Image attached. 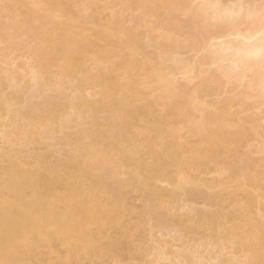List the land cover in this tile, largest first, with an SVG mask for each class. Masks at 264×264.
I'll return each instance as SVG.
<instances>
[{"label": "bare ground", "instance_id": "bare-ground-1", "mask_svg": "<svg viewBox=\"0 0 264 264\" xmlns=\"http://www.w3.org/2000/svg\"><path fill=\"white\" fill-rule=\"evenodd\" d=\"M74 1L67 0L65 4H60L61 1L58 2V0H0V3L4 4H0L3 7H9L10 10L11 8L18 9V11L21 9L19 13L24 12L22 24H25L23 26L25 30L22 28L20 32L25 34V39L31 40L37 35L40 41L36 48H34L36 45L32 44L34 49L26 52L28 56V53L32 55L35 65L29 72H26L28 71L26 68V71L19 74L18 69L26 67L23 64H20L19 68L14 67L17 73L12 69L4 68L5 64H9L11 60L7 53L13 49L15 51L17 46L8 39L9 37L0 34V44H3V48L0 49V139L5 145V142L12 145L10 149L0 154L1 164H3L2 160L7 164L4 171L0 169V260L7 258L19 261L21 264H84L83 262L93 255L99 258H108L123 252L129 255L133 250L128 245L130 243L125 242L134 236L132 234L130 237V233L141 235L145 232L152 238L154 229L160 227L161 234L166 240L165 237L169 236L170 230L163 227L161 223L168 218L180 226L179 236L176 237L177 239L174 238L175 236L172 238L177 241L180 237L178 241L182 244L188 235L201 232L200 227L203 224L202 231H209L206 240L214 236L218 239L214 245L211 244L216 251L231 249V252H228L232 254V257L230 256L229 259L227 256L225 262L219 261L220 264H238V262L244 264L235 255L234 250L238 248L243 251L245 261L261 264L264 261V183H261L260 179L264 175V170H260V167L256 168L258 165L255 164L257 165L255 167L252 159L245 162L248 167L253 166L252 173L249 172L250 169L246 171V167H244L246 170L242 167L243 170L232 171L233 167L229 164L217 169L218 172L227 171L228 182L225 181L230 183L233 192L242 191V197H237L236 192V196L230 195V198H227L233 206H231L234 211L232 215L236 213V218L231 214L228 218L225 212L223 213L225 216L219 212L214 213V210L209 212L208 209L211 206H218L223 201L221 198H224L219 195L218 191L217 193L210 191L221 188L225 182L218 178L205 179V176H202L204 175L202 172L213 162L220 150H224L228 156L236 152L240 144L248 141L249 138L252 139V133L248 134L249 132L254 133L253 139L260 135L259 129V131L254 127L253 129L250 127L252 125L245 127L247 121L244 122L242 117L233 119L230 113V108L236 98L239 103L253 98L246 92L250 86H258L261 89L260 62L257 57L250 55L260 47L261 38L256 35L259 31L258 23L248 24L247 30L244 27L245 31L241 28L246 34L241 36V41L246 42L252 36H256L252 43L243 45L240 41H234V43L229 40L228 42L234 49L245 53V56L237 59L241 61V71L249 72L251 80L246 81L245 86L244 83L243 86L239 85L242 90L238 95L230 97L221 105H215L207 103L208 101L205 103L201 101L200 95L203 91L198 87L193 88L192 91L190 88V91L187 89L188 91L181 90L180 92L176 77L179 75L183 78L186 73L194 74V78L206 74L214 81L223 83L227 80L225 73L220 68L215 69L216 71L211 69L214 72L210 71V68L207 70L206 67L203 68L204 64L195 63L194 60V64L179 60L181 52L178 53V51L181 48L174 52L171 46L170 48L167 46L172 43L173 37L175 38L174 34L177 36L180 28L183 27L177 23V17L173 15L174 11L177 12L176 10L179 11V8H183L182 6H187L191 0H155V9L145 8V5H149L152 0H136V3L144 6L140 13L143 17H140L139 21L142 20L143 26L146 27V32H143L147 34L145 39L151 38V32L157 28L152 26L154 24L150 20L148 21L151 24L148 22V25L145 16L152 17L153 15L154 17L155 15L156 17L159 12L163 11V16L167 19H163L164 23L168 24V28L164 25L167 35H164V32L163 35H157L158 38L156 35L152 36L157 39L154 38L155 41L152 39L151 48L154 46V50L149 55L143 53L142 45H138V42H142L140 40L144 34L137 35V31L124 27L115 18H111L114 20L109 21L110 23H103L101 18L97 17L95 25L93 15L89 14L92 9L73 11L69 3H74ZM119 1L123 2V0ZM126 1L124 0L123 4ZM234 1L238 4L237 0ZM247 1L245 0V3L250 0ZM41 2L47 6V10H41ZM83 2L88 5L89 0ZM204 2L207 4L203 3V5L223 3L222 0ZM254 4L256 2H253ZM197 7H190L188 9L189 19L184 20L188 24L185 27L188 26L191 31L195 30L201 22L203 12L206 11V9ZM8 11L0 8V19L7 17L8 14L4 16L6 15L4 13ZM18 11L14 10L15 13ZM10 15L6 20L9 29L20 34L17 27L15 28L14 15L12 17ZM58 16L64 17V20H57ZM172 16L177 22L175 19L174 22ZM4 26L6 27L0 23V33L4 29L7 30ZM241 30L230 29L224 35L235 33L240 36ZM15 37L18 39V36ZM32 41L35 40L32 39ZM200 45L203 51V42L196 47L199 49ZM18 50L20 51L19 48ZM20 53L22 55L21 51ZM205 56L208 60L211 58L214 61L213 52L208 51ZM87 62L92 64L93 71L85 67ZM34 72L39 73V78L36 83L33 82V85L29 86L31 84L29 79L33 81ZM242 72L241 75H244ZM56 74L65 77L67 81H75L78 94L83 95L86 88L97 87L94 94L98 96V101L94 102V106L96 105L103 111L108 106L107 98L112 96L116 102V110L110 124L106 123V120L100 121L101 128H98L96 136L95 134L87 135V132L79 140L80 137L75 133L74 140L67 139L70 140L69 145L72 152L69 155L70 158L69 156L64 157L65 159L61 158L62 160L54 158L52 161L53 157L52 160L50 157L53 150H50L49 146V150L43 146L49 151L47 152L42 145L50 139L57 140L55 135L58 134L62 135L61 140H65L67 134H64V131L71 123L81 118V107L87 104L82 95H78L79 97L75 100H70V98L68 100L67 96L60 100L53 98L47 101L44 111L38 114L35 104L31 103L29 98L32 99L35 96L33 94L40 88H45L43 85L47 79L49 80L52 75ZM78 74L81 76L77 77ZM28 75L30 78L26 79ZM206 78L203 77L204 82ZM185 81V83H192V80ZM65 84L67 85L63 81L62 83L58 81L56 88L63 89L66 87ZM184 86L182 89L186 88ZM9 89H15L18 95L13 93L16 97L11 96L12 94L7 92ZM257 93L254 96L256 98L253 99L259 100V97H262L261 90ZM26 95L28 97L23 99ZM115 98L120 99L115 101ZM263 101L258 102L261 104L264 103ZM137 102L143 103L137 105ZM96 107L94 108L97 110ZM156 107L163 109L161 110L162 115L156 113ZM93 111L90 116L94 117L93 114L96 111ZM93 117H91L92 121ZM3 118L7 121L3 122ZM148 119L151 121L150 126H145L132 135L133 139L139 141L137 144L132 136H129L128 130L134 127L132 124L135 123V127L143 125ZM19 120L26 122L22 129ZM132 120L135 122L129 124ZM166 120H174L177 126L164 125ZM95 122L92 123L96 124ZM76 126L80 127L79 124ZM182 128L188 129L192 137H195L193 142L182 140ZM50 130L53 137L49 135ZM82 133L83 130L80 134ZM263 137L264 135L258 140ZM263 140L261 142L264 143ZM98 141L101 143L98 144ZM101 144L102 147H99ZM39 147L45 152H42ZM34 151H36L35 164L29 161V156H26ZM144 152L155 161L154 165L142 159L141 155ZM127 190L141 193H139L142 198L140 209L133 204H128ZM220 192L224 195L221 190ZM184 198L187 201L200 199L203 202L207 201V206L208 203L211 205L207 209L208 212L203 213L200 210L201 213H197V210L194 211V208H191L192 205L186 207L188 205L184 204ZM162 202L166 203L167 207L162 208ZM219 206L222 210L223 205ZM186 208L195 212V216H191L194 219L191 218L190 222L184 218L186 217L183 216L184 214L177 216L178 212L174 213L176 209L179 212L180 210L188 212L184 210ZM133 216L137 218L134 221L131 220ZM192 219L194 221H191ZM237 219L241 224L239 221V224H236ZM112 233L116 235L119 233L123 240L114 238L117 236ZM24 237L28 238V243L23 247L18 246L17 240ZM165 240L159 244L153 241L155 256L154 260H150L148 264H153L154 261H170L171 258L169 259L168 256H171L173 261L175 260L173 264H193V261L214 264V260L217 261L211 254L207 259L206 257L201 258L202 256L197 255L198 250L193 246L188 247L190 249L186 247H181L180 250L177 247V249L172 250V247L169 249L170 243ZM203 243L201 241L199 245L204 246ZM52 255H55L54 259L49 257ZM144 264L147 263L144 262Z\"/></svg>", "mask_w": 264, "mask_h": 264}, {"label": "rangeland", "instance_id": "rangeland-1", "mask_svg": "<svg viewBox=\"0 0 264 264\" xmlns=\"http://www.w3.org/2000/svg\"><path fill=\"white\" fill-rule=\"evenodd\" d=\"M61 1V2H60ZM66 1L67 0H58V2H60V4H65L66 3ZM83 1H85V0H75L74 1V3H69V7H70V9L72 8V10L74 11V10H79V11H82V10H84V9H87V8H89V9H92L91 10V13L89 12V14H91V15H93V21L95 22V25H96V23H97V20H95V19H97V17H100L101 18V20H102V22L104 23H110L109 21H111L112 19L111 18H115V19H117V20H119V22L120 23H122L123 24V26L124 27H126V28H129V29H132V31L134 30L135 32L137 31V35H143L144 33L143 32H146V27L145 26H143L144 25V23H142V20H140L139 21V18L140 17H143V16H141L142 14H140L141 13V11L143 10V7L144 6H142V5H139L138 3H136V0H125L126 1V3H124L123 4V2H124V0H123V2H120L119 0H111V1H109V0H89V3H88V5L86 4V3H84ZM109 1V2H108ZM122 1V0H121ZM133 1H134V4H133ZM192 1V0H191ZM191 1H190V3H188V5L187 6H182L183 8H179L180 10L178 11V10H176L177 12H175L174 11V13H173V15H174V17L178 20V22H177V20L172 16V19L174 20H176V22L179 24V25H182L183 27H181V26H179V27H181L180 28V31H179V34H177V36H176V34H174V36H175V38L173 37V41H172V43L171 44H169V45H167V46H169V48H170V46H171V49H172V51H176V49H180V51H178V53H180L179 55V60H182V61H184V60H186V63H192L193 62V64H194V61H196L195 63H202V65L204 64V66H203V68L204 67H206L205 69H209L210 68V71H212V70H214V71H216L215 69H217L218 67H214L213 65H214V63H212V62H215V61H213V59H211V58H209L210 60H212V61H210V60H208V58H206V56H205V53L203 52V51H201L202 50V48H201V45H200V47H199V49H198V47H196V46H193V47H185L184 46V44L181 42V38L185 35V33H186V35H187V31H191V30H189V28H188V26L187 27H185L186 25H188L187 24V21H184V20H188L189 19V16H190V13H189V11H188V9L190 8V7H192L193 8V5H196V6H198L199 7V5H203V3L204 4H207V2H204V1H210V2H212V1H215V0H193V2L191 3ZM238 1V3H240L241 2V0L239 1V0H237ZM247 1V0H246ZM249 1V0H248ZM247 1V2H248ZM222 2L223 3H221L222 5H225V7H227L228 5H231V4H237L234 0L232 1V0H222ZM243 2L245 3V0H243ZM250 2V3H249ZM248 3H246V4H253V2L255 3L256 2V4H259V2H260V0H257V1H254V0H250ZM42 3V2H41ZM40 3V8H41V10H47V6H45V5H43V3L41 4ZM131 3V4H130ZM137 5H136V4ZM150 4L149 5H145V8L146 7H148V9H152V7H153V9H155V7H154V3H155V0H152L151 2H149ZM209 3V2H208ZM0 4H2V5H4L3 3H0ZM193 4V5H192ZM199 4V5H198ZM256 4H254V5H256ZM2 5H0V8H1V10L2 9H5V11L6 10H9L8 12H6V13H4V14H6V15H4V14H1V15H4V16H7V14H8V16L10 15V13L12 14V15H10V17H12L13 15H14V18H15V21L14 22H16L15 23V28L17 27V29L19 30V33L20 34H17L14 30H12V29H9V25H8V22L6 21L7 20V17H2L1 19H0V23H2V25H6V27L4 26V28H7V30L5 31V29L4 30H2L1 31V36H5V37H9L8 39H10V40H12L13 41V43L15 44V46H17V47H15V51H14V49H13V51H11L10 53H7V55L8 56H10L9 57V59H11V60H9V66L7 67V69H9V70H14V71H16V73H17V70H15V68L14 67H16V66H18L17 68H19L20 66V64H23L24 66H26V67H20L19 69H18V73L19 74H21V73H23V71H26L27 69L26 68H28V71H26V72H29L30 70H31V68H33V66L35 65V61H34V58L32 59V55L30 54V53H28L29 54V56L26 54V52L27 51H30L31 49H34V48H36L37 46H38V44L40 43V41H39V37L36 35V37H34V38H32L33 40H35V41H32L31 42V40H28L29 38H27V39H25L26 38V36H25V34H23V32H20V29L22 30V28H23V26L25 25H23L22 23H23V21L24 20H22L23 19V17H24V15H23V13L24 12H20L19 13V11H21V9L18 11V9H12L11 8V10H10V8L9 7H3ZM71 5V6H70ZM133 5V6H132ZM124 6L126 7V8H124ZM128 6V7H127ZM130 6V7H129ZM197 7V8H198ZM187 10H186V9ZM147 9V8H146ZM159 9V8H158ZM182 9V10H181ZM14 10L15 11H18L17 13H15L14 12ZM160 10V9H159ZM88 12V11H87ZM158 12V11H157ZM95 13V14H94ZM160 13V12H159ZM157 14L156 15V17H155V15H154V17H153V15H152V17H150V16H145V20L147 21V23L149 22L148 20H150V22L151 23H153L154 25H152L154 28L155 27H157V28H155V29H153L154 31L153 32H151V34H152V36H155L156 35V37L158 38V36L157 35H160V34H162L163 35V33H164V35H167L166 34V28H168L167 26H168V24H167V22H166V24L164 23L165 22V20H167V19H165L164 18V13H163V11H161V13L160 14ZM187 13V14H186ZM97 15V16H96ZM159 16V17H158ZM116 17H118V18H116ZM150 17V19H148ZM57 20H64V17H62V16H58V18H56ZM136 19V20H135ZM163 19H165V20H163ZM172 19H171V21H172ZM56 20V21H57ZM114 20V19H113ZM112 20V21H113ZM170 20V19H169ZM168 20V21H169ZM175 20H174V22H175ZM3 21V22H2ZM111 21V22H112ZM154 21V22H153ZM182 21V22H181ZM7 22V23H6ZM101 22V23H102ZM118 21H116V23H117ZM118 22V23H119ZM149 22V23H150ZM100 23V22H99ZM98 23V24H99ZM149 23H148V25H149ZM150 23V24H151ZM173 23V22H172ZM97 24V25H98ZM141 24H142V26H141ZM169 24H171V22L169 23ZM164 25H165V29H164ZM140 26V27H139ZM160 26V27H159ZM248 26V25H247ZM257 26H258V24H257ZM26 27H28V26H26ZM139 27V28H138ZM185 27V28H184ZM136 28H138V29H136ZM188 28V29H187ZM247 28L248 27H246V30H247ZM24 29V28H23ZM160 29V30H159ZM244 29V28H243ZM25 30V29H24ZM29 30H30V28H29ZM143 30H145V31H143ZM165 30V31H164ZM241 30V29H240ZM28 31V30H27ZM169 31V29L167 30V32ZM242 31V30H241ZM243 31H245V29L243 30ZM243 31L242 32H240V36H244V34L245 33H243ZM37 32V31H36ZM35 32V33H36ZM154 32H155V34H154ZM158 32V33H157ZM247 32V31H246ZM241 33H243L242 35H241ZM38 34V33H37ZM169 34H170V32H169ZM229 34V33H228ZM22 35V36H21ZM147 34H144V36H142V40H140V41H142V42H138V45L139 46H141V47H143V53L145 54L146 53V55H149V54H151V52L154 50L153 48H154V46H152V48H151V44H153V40H154V38H156V37H153L152 38V36H151V38L150 37H148V38H146L145 39V36H146ZM246 35V34H245ZM15 36H18V39H17V37H15ZM236 36H238V35H235V33H233V34H230V39L229 40H232V41H230V42H243V41H241V39L240 40H237L235 37ZM16 38V39H15ZM141 38V37H140ZM156 38V39H157ZM223 38V37H222ZM148 39V40H147ZM153 39V40H152ZM217 39H221V37H217ZM28 40V41H27ZM152 40V43L150 42ZM176 40V41H175ZM229 40L227 41V42H229ZM31 43H30V42ZM38 41H39V43H38ZM155 41V40H154ZM178 41V42H177ZM180 41V42H179ZM34 42V43H33ZM150 42V43H149ZM234 42V43H235ZM142 43V44H141ZM148 43V44H147ZM175 43H179L178 45L177 44H175ZM20 44V45H19ZM35 46H33V45ZM150 44V45H149ZM174 44V45H173ZM181 44V45H180ZM28 45H29V47H28ZM243 45H248V43H246L245 41L243 42ZM198 46V45H197ZM31 47V48H30ZM32 47H34V48H32ZM1 48H3V44H0V49ZM17 48H19L20 49V51L22 52V55H21V53H20V51L18 50L17 51ZM28 48V49H27ZM197 48V49H196ZM27 49V50H26ZM30 49V50H29ZM170 49V50H171ZM192 49V50H191ZM177 52V51H176ZM13 53H15V55H13ZM148 53V54H147ZM27 56V57H26ZM194 60V61H193ZM10 61H11V63H10ZM187 61H189V62H187ZM191 61V62H190ZM211 62V63H210ZM17 63V64H16ZM92 64L90 63L89 64V62H87L86 63V65H85V67L86 68H90L89 70H91L93 67L91 66ZM4 66V65H3ZM2 66V67H3ZM30 66V67H29ZM5 68V67H4ZM212 69V70H211ZM6 70V69H5ZM6 71H8V70H6ZM92 71H93V69H92ZM214 71H212V72H214ZM245 71V70H244ZM242 72V73H245V72ZM248 75H249V72H246ZM198 75H200V74H198ZM201 75H203V74H201ZM200 75V77H197V79H196V77L194 78V80H192V83L191 84H189V83H185L186 81H185V79H183L182 78V76H177L176 78H177V81H178V85H179V91L181 92V90H183V91H185V90H189L190 88H192L191 89V91L192 90H194V89H196V87H198V89L199 90H201V91H203V92H201V94L202 95H200V97H201V101L203 100V102L205 103V102H207V103H213V104H215V105H217V104H219V105H221L222 104V102H225V100H227V99H229L230 97H233V96H236V94L238 95L239 94V91L241 92V87H239V85H240V83L238 82V81H236V80H233L232 79V81L230 82L229 81V79H227V78H225V79H227L226 81H228V82H226L225 80H224V78H221V79H223L224 80V82H223V80H221L223 83H220V81H217V80H215L214 81V79H212V77L210 78V77H208L206 74V76L204 75V76H201ZM81 76V74H78L77 75V77H80ZM203 77L204 78H206V77H208V79L206 78V80H208V81H206L205 80V82L203 81ZM28 78H30L29 77V75H28V77H26V79H28ZM209 78H210V80H209ZM29 81H30V85L29 86H32L33 85V81L31 80V79H29ZM45 81V80H44ZM58 81H60L61 83H62V81H63V83H67V85H66V87H64L63 89L62 88H56V83H58ZM201 81H203V82H201ZM214 81V82H213ZM55 82V83H54ZM71 82V83H70ZM201 82V83H200ZM212 82V83H211ZM217 84H216V83ZM246 82V81H245ZM245 82H244V86H245ZM248 82H249V80H248ZM26 83L28 84V82H27V80H26ZM45 83V82H44ZM43 83V84H44ZM219 83H220V85H219ZM53 84L55 85L54 87H53ZM184 84L186 85V84H189L188 86L186 85V86H184ZM222 84V85H221ZM224 84V85H223ZM247 84V83H246ZM202 85V86H201ZM203 85H205V86H203ZM208 86V88H207V86ZM220 87H219V86ZM46 86H48V87H46ZM182 86H184V87H186L185 89H182L183 87ZM212 86V87H211ZM224 86V87H223ZM241 86V85H240ZM243 86V85H242ZM43 87H45V88H40L39 89V91L38 92H36V93H34L33 95H35L32 99L31 98H29V101L31 102V103H34L35 104V106H36V108H37V110H36V112L38 113V114H41V112H43L44 110V108H46V103H47V101L49 100V99H53V98H57V100H60V99H63V98H65L66 96V98H68V100H69V98H70V100H75V99H77L79 96H81L82 94L81 93H79L78 94V91H77V89H76V83H75V81H67V79L65 78V77H62L60 74H56L55 76L54 75H52L51 77H50V79L48 80L47 79V82L43 85ZM219 87V88H218ZM57 89L56 90V92H55V90L54 89ZM194 88V89H193ZM203 88V89H202ZM224 88V89H223ZM243 88V87H242ZM97 87H92V88H86L85 89V91H84V93H83V97L86 99V101H87V104L85 105V106H82L81 107V112H82V116H81V118L80 119H77L78 120V122H76L73 118V120L75 121H73L74 123H71L67 128H66V132L64 131V134H67V138L64 140H61L62 138H60V136H62V135H55V137L56 138H58L57 140H54V139H50V140H48L47 141V143L45 144V145H42V148L44 149V150H46L47 148H48V146L50 147V150H53V152H52V156L50 157L51 159L50 160H52V157H53V160L52 161H54V158L55 159H57L58 160V158H59V160L61 159V158H63V159H65L64 157H68L72 152H71V149H70V145H69V141L67 140V139H73V138H76L75 137V133H76V136L78 135L79 137H80V139L79 140H81L82 139V136H84V134H86L87 132V135H92V134H95V133H98V131H99V127H100V125L99 124H101V120H106V123H111L112 121V116H113V113H114V111L116 110V108H115V103L116 102H114V98L112 97V96H109L108 98H107V100H106V103H108V106L105 108V109H103V111H101L102 109L101 108H97L96 107V105L94 106V104L98 101V96H96L94 93H95V91H97ZM139 89H141V88H139ZM217 89H219V90H217ZM240 89V90H239ZM187 90V91H188ZM211 90V91H210ZM215 90V91H214ZM260 88L258 87V86H250V88L249 89H247L246 90V92H247V94L248 95H250L251 97H253V98H256V97H254V96H256L258 93V91L260 92ZM58 91V92H57ZM186 91V92H187ZM190 91V90H189ZM7 92L9 93V94H12L11 96H14V97H16V95H18V93L16 92V90L15 89H9V90H7ZM15 93H17L16 95H14ZM22 93H24V92H22ZM28 93V92H27ZM261 94V93H260ZM259 94V95H260ZM29 95V94H28ZM79 95V96H78ZM29 96H31V95H29ZM26 97H28L27 95L26 96H23V99H25ZM117 97V96H116ZM250 97V98H251ZM259 97V96H258ZM257 97V98H258ZM46 98H48V99H46ZM253 98H251L250 100L249 99H245L246 101H242V102H238V100H237V98H236V100L233 102V104H232V106H231V108H230V113H231V115H232V118L234 119V118H236V117H242L243 118V120H244V122L245 121H247V122H245V123H247L246 124V126L245 127H248V126H250V125H252V126H250V127H254V128H256L258 131H259V134L261 135V136H263L264 135V103H261V104H259L260 102H262L263 100H264V97H259L260 99L259 100H257V99H253ZM263 100H262V99ZM23 99H22V101H23ZM31 99V100H30ZM118 99H120V98H115V101H117ZM97 100V101H96ZM262 100V101H261ZM28 101V100H27ZM96 101V102H95ZM255 101H260V102H255ZM95 102V103H94ZM144 102V101H143ZM143 102H137L136 104L137 105H139V104H142ZM264 102V101H263ZM243 103H245V104H243ZM240 104H241V106H240ZM255 104V105H254ZM256 104H258V105H256ZM242 105H244V106H242ZM94 107H96L97 108V110L94 108ZM93 109H94V111H96V112H94L93 111ZM98 109H100V110H98ZM43 110V111H42ZM161 110H163L161 107H156V113L157 114H160V115H162L163 114V111H161ZM89 111V112H88ZM91 111H93L94 112V117L93 116H90V114L92 113ZM101 111V112H100ZM113 111V112H112ZM69 112V111H68ZM92 115V114H91ZM91 117H93L94 119H93V121L96 123V124H93L92 122V118ZM91 118V119H90ZM241 118V119H242ZM245 118V119H244ZM5 119V120H4ZM2 121L3 122H6L7 121V119L6 118H3L2 119ZM102 121V122H103ZM33 122H35V120L33 121ZM100 122V123H99ZM129 122V121H128ZM135 122V120H132V122L130 123L129 122V124H132V123H134ZM25 121L24 120H19V125H20V127H21V129L22 128H24V125H25ZM76 124H79V126L80 127H78L77 128V126H76ZM81 124V125H80ZM150 124H151V121H150V119H148V120H146L145 122H144V124L143 125H136V127H135V123L134 124H132L134 127L133 128H131L130 130H128L129 131V136H132V135H134L136 132H138L139 130H141L143 127H145V126H150ZM166 124H169V125H172V126H177V123L174 121V120H166L165 122H164V125H166ZM259 126V128H258V126ZM79 128H81V130H83V133L82 134H80L81 133V130L79 129ZM101 128V127H100ZM253 128V129H254ZM78 129H79V131H80V133H79V131H78ZM250 129V128H249ZM248 129V130H249ZM253 129H250L251 131L253 130ZM255 129V130H256ZM249 130V131H250ZM256 130V131H257ZM86 131V132H85ZM254 131V130H253ZM257 131V132H258ZM261 132V133H260ZM252 133V134H251ZM262 133H263V135H262ZM181 134H182V140L183 141H187V142H193L194 141V139H195V137H192V134L189 132V130L188 129H186V128H182L181 129ZM248 134H251L252 135V139H250L249 138V140L248 141H246V142H243L242 144H240L237 148H236V152H232V153H230L228 156H226V152L224 151V150H220L219 152H218V154L214 157V159H213V162L211 163V164H209L207 167H206V169L202 172V174H204V175H202L205 179L207 178V179H215V178H218V179H220V181H224L225 182V185H223V186H221V188H217V189H213L212 191H210L211 193H217V191H218V193H219V195L220 196H224V198H221L223 201L222 202H220V204H218V206L219 205H223L222 207H223V209L222 210H225V211H222V210H220V206L218 207L216 204V206H214V207H212L211 206V208H210V206L209 205H211L210 203H208V206L206 205L207 204V201L205 202H203L202 200H197L196 201V199L195 200H188L187 201V199H185L184 198V204H187L188 206H186V207H189V206H191V208L195 211V210H197L196 212L197 213H201V212H199L200 210H202V212L203 213H206V212H208V210H209V212H213V210L215 211L214 213H216V212H219L220 214H223L224 212H225V214L226 215H228L227 217L229 218V214H231V216L232 217H234V218H236V213L234 214V215H232L233 213H234V211H233V209H232V204H231V202H229L230 200L228 199L227 200V198L229 197L230 198V195L232 196V195H235L236 196V192H237V197H242V191H236V192H233L234 190H232V186L230 185V183L228 184V183H226V181L228 182V179H227V175L226 176H224V178H221L217 173H218V171L219 170H217V169H221L222 168V165H227V164H229V165H231V167H233V169L231 168V170L233 171H238V169H242V167H243V169L244 170H246V171H248V169H250L249 170V172H251L252 173V167L251 166H247V164L245 163V162H248V161H250L251 159L255 162L254 163V165L255 164H257V165H255V167L256 168H258V167H260V170H264V169H262L263 167H264V149L262 150V148H264V145L262 146V144H264L263 142H261V140H263V138H261V139H259L258 140V138H260L259 136L258 137H255L254 139H253V137H254V133L253 132H249ZM49 135L50 136H52V132H51V130L49 131ZM97 134H95V136H96ZM250 135V136H251ZM53 137V136H52ZM1 138V137H0ZM10 139H11V137H9ZM134 137L132 136V139H133ZM74 140V139H73ZM134 141H135V143L137 142L135 139H133ZM0 141L2 142L3 140L2 139H0ZM9 141V140H8ZM264 141V140H263ZM139 142V141H138ZM138 142H137V144H138ZM3 143V144H2ZM2 143H0V154H2L3 152H6L8 149H10L11 148V146L12 145H10V144H7V142H5L6 143V145L4 144V142H2ZM9 143H11L10 141H9ZM101 142H99L98 141V144H100ZM262 143V144H261ZM10 145V146H9ZM43 146H46V149L43 147ZM98 146V145H97ZM262 146V147H261ZM99 147H102V144L99 146ZM246 147H248V148H246ZM39 148H41V147H39ZM40 149L42 152H45L43 149ZM4 150V151H3ZM6 150V151H5ZM47 150H49V148L47 149ZM46 150V151H47ZM47 152H49V151H47ZM51 153V152H50ZM26 156H29L30 158V162L31 163H33V164H35L36 163V151H34L33 153H30V154H26ZM141 157H142V159L143 160H146V162L147 163H149L150 164V162L152 163L151 165H154L155 164V161L150 157V156H148V154H146L145 152L144 153H142V155H141ZM69 158H70V156H69ZM1 159V158H0ZM247 159V160H246ZM249 159V160H248ZM62 160V159H61ZM56 161V160H55ZM2 162H3V164H1V162H0V169L1 170H3L4 171V168H7V164H5V162L2 160ZM250 163V162H249ZM251 164H252V162H251ZM248 165H250V164H248ZM263 166V167H262ZM244 167H246V169L244 168ZM242 169V170H243ZM254 169V168H253ZM259 170V169H258ZM259 170V171H260ZM262 172V171H261ZM251 173H250V175H251ZM226 180V181H225ZM0 182H1V180H0ZM260 182L261 183H264V180H262V179H260ZM227 184V185H226ZM220 190L224 193V195L220 192ZM128 191V190H127ZM126 191V192H127ZM140 192H137V191H134V190H130V191H128V193H127V195H126V197H127V199H128V204L129 205H135V207H137L138 209H140L141 207H142V205H141V203H142V201H141V193L139 194ZM234 193V194H233ZM210 194V193H209ZM211 195V194H210ZM225 201V202H224ZM192 202V203H191ZM224 202V204H222ZM191 203V204H190ZM232 206V207H231ZM221 207V208H222ZM208 208H210V209H208ZM137 209V210H138ZM188 208H186V209H184V210H187ZM208 209V210H207ZM193 210H187L188 212H184L183 210H180V212H179V210L178 209H176V210H174V213H177L178 212V214H176L177 216H182L183 214V216H186V217H184V218H187V221L188 222H190V219L191 218H193L195 215H194V211ZM211 210V211H210ZM219 210V211H218ZM190 211V212H189ZM221 211H222V213H221ZM182 212V213H181ZM184 212V213H183ZM229 212V213H228ZM231 212V213H230ZM233 212V213H232ZM180 213V214H179ZM188 213V214H187ZM187 214V215H186ZM189 214H192V215H189ZM224 215V214H223ZM191 216H193V217H191ZM225 216V215H224ZM231 217V218H232ZM134 218V219H133ZM182 218V217H181ZM230 218V219H231ZM237 218H239V216H237ZM137 218H135V216H133L132 218H131V220L132 221H134V220H136ZM183 219V218H182ZM189 219V220H188ZM194 219V218H193ZM191 220V221H194V220ZM233 219V218H232ZM184 220V219H183ZM186 220V219H185ZM235 221H236V219H235ZM239 220L237 219V222H236V224H239V222H238ZM203 222V220L201 221V223ZM152 224V223H151ZM162 226L163 227H165L166 229H168V230H170V234H169V236H166L165 238H166V240L163 238V236H162V234H161V231H160V227H156L155 229H154V231H153V236H152V238L150 237V236H148V235H146L145 234V232L143 233V234H141V235H136L135 233H130V237H131V235L133 234L134 236H132V238L130 239L129 238V240L127 241V242H125L126 244L129 242L130 244H128L129 245V247H132V253L131 254H126V252H123L122 254H120V255H114V256H110V257H102V258H99L98 256H94L93 255V257H90V259L88 258L85 262H83L84 264H144V262L145 263H149V262H151L150 260H154V256H155V252H154V249L153 248H155L154 247V242L156 243V242H158V243H156V244H159V242L160 243H162L164 240H165V242H168V243H170V245L168 246V248L169 249H171V247H172V250H173V248H175V249H177V248H179V250H180V248L181 247H186L187 249H190V248H188V247H190V246H193V247H195V249H197L198 251H196V250H194V251H196V252H198V254L197 255H201L200 257L201 258H204V257H206V259H207V257L211 254L213 257H215L216 259H217V261H215L214 260V264H220L219 263V261L220 262H225L226 260H227V256H228V258L230 259V256L232 257V254L230 253L231 252V249L230 248H228V249H226L225 251H222V252H220V251H216V248H214L212 245H214L217 241H218V239L214 236V237H211L209 240H206V237L207 236H209V231H202L203 229H204V225L202 224L201 225V227H200V229H201V232L199 231L198 233H195L194 235H188L186 238H184V240H183V244H182V242L181 241H178L179 240V238H178V240L176 241L174 238H176V237H178L179 236V228H180V226L177 224V223H175L174 221H172V220H170V219H164V221H162ZM240 224H241V222H240ZM189 225V224H188ZM178 231V232H177ZM112 234H114V233H112ZM223 234H224V232H223ZM114 236H117V237H114V238H121V235L119 234V233H117V235H116V233L114 234ZM175 236V237H174ZM113 237V236H112ZM169 237V238H168ZM172 237H174V238H172ZM122 240H123V237L121 238ZM169 239V240H168ZM170 239H171V242H170ZM177 239V238H176ZM168 240V241H167ZM173 240V241H172ZM124 241H125V239H124ZM123 241V242H124ZM154 241V242H153ZM202 241V243L204 244V246L202 245H199L200 244V242ZM173 242V243H172ZM177 242H181V243H178L177 244ZM155 244V245H156ZM172 244H173V246H172ZM182 244V245H181ZM212 244V245H211ZM177 245H181L180 247H178ZM177 247V248H176ZM206 247V248H205ZM185 248V249H186ZM215 250H214V249ZM192 249H194V248H192ZM208 249H211V250H208ZM209 252H207V251ZM212 250H214L213 252H212ZM200 251V252H199ZM216 251V252H215ZM228 251H230V252H228ZM206 252V253H205ZM234 252H235V255L239 258V260L242 262V263H244L245 262V260H244V253H243V251L240 249V248H238V249H236V250H234ZM214 253V254H213ZM218 253V254H217ZM224 253H226V254H224ZM229 253V254H228ZM221 255V257H219L220 255ZM222 254H224V255H222ZM231 254V255H230ZM216 255V256H215ZM219 255V256H218ZM50 258H52L53 257V259H54V257H55V255H52V256H49ZM168 258L170 259L171 258V264H173L174 263V261H173V259H172V257L170 256H168ZM219 258V259H218ZM237 258V259H238ZM209 259V258H208ZM238 260V261H239ZM244 260V261H243ZM177 262V261H176ZM200 263H202V264H206V262H200ZM199 263V264H200ZM175 264H177V263H175ZM181 264V263H180ZM235 264V263H234Z\"/></svg>", "mask_w": 264, "mask_h": 264}, {"label": "snow or ice", "instance_id": "snow-or-ice-1", "mask_svg": "<svg viewBox=\"0 0 264 264\" xmlns=\"http://www.w3.org/2000/svg\"><path fill=\"white\" fill-rule=\"evenodd\" d=\"M193 7H196L195 5ZM203 12L201 22L196 26L195 30L189 31L187 35L181 38V42L186 47H193L203 42V51L206 53L211 51L214 53V67L220 68L226 75V78L231 82L234 78L241 85L245 81L251 80L247 73L241 75V61L238 57L245 56V53L239 49H234L227 41L231 38L229 35H224L230 29L239 30L246 27L248 24L259 25L257 36L261 38L260 47L254 53L260 62V81H261V95L264 97V0H260L259 4H246L240 2L238 4H231L227 7L221 4L200 5ZM217 36L223 38L217 39ZM237 40L242 39L241 36L235 37ZM256 36L246 40V43H252ZM234 53V55H233ZM15 55V53H13ZM7 59V57H6ZM8 64H5V68ZM254 75V73H253ZM39 78V73H33V82L36 83ZM185 80H194V74H185ZM221 178L227 175L226 170H221L217 173ZM183 179V178H182ZM264 180V175L261 177ZM161 207H167L166 203H161ZM28 243V238L24 237L17 240L18 246H25ZM0 264H21V262L11 259L0 260ZM153 264H171L170 261H154ZM193 264H199L193 261ZM239 264V262H238ZM244 264H254L252 261H245ZM264 264V261L261 262Z\"/></svg>", "mask_w": 264, "mask_h": 264}]
</instances>
